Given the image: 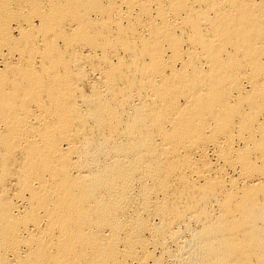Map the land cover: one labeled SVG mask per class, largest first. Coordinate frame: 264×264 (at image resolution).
Returning a JSON list of instances; mask_svg holds the SVG:
<instances>
[{
	"label": "bare ground",
	"instance_id": "bare-ground-1",
	"mask_svg": "<svg viewBox=\"0 0 264 264\" xmlns=\"http://www.w3.org/2000/svg\"><path fill=\"white\" fill-rule=\"evenodd\" d=\"M0 264H264V0H0Z\"/></svg>",
	"mask_w": 264,
	"mask_h": 264
}]
</instances>
